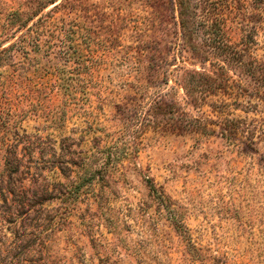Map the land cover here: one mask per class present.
<instances>
[{"label":"rangeland","instance_id":"1","mask_svg":"<svg viewBox=\"0 0 264 264\" xmlns=\"http://www.w3.org/2000/svg\"><path fill=\"white\" fill-rule=\"evenodd\" d=\"M39 5L0 0V33ZM178 21L174 0H57L0 38L8 262L264 264V75L204 61Z\"/></svg>","mask_w":264,"mask_h":264},{"label":"trees","instance_id":"2","mask_svg":"<svg viewBox=\"0 0 264 264\" xmlns=\"http://www.w3.org/2000/svg\"><path fill=\"white\" fill-rule=\"evenodd\" d=\"M38 1L40 5L34 11L15 10L10 13L8 24L3 30L4 33H0V38L4 34H8L7 31L14 25L31 30L33 26H30V23L40 16L47 5L56 3L57 0ZM254 2L264 3V0H254ZM174 6L178 13V25L185 45L192 49L201 47L204 51L210 50L202 56L204 61L214 63L222 69L227 66H234L248 75H264V61L259 62L252 53L258 27L244 25L234 19V14L237 11L244 10V0H174ZM40 19L41 17L38 18V21ZM35 24L36 22L33 25ZM14 45L16 44H12L11 47L5 48L3 51L10 50ZM205 78L206 83L215 81L209 75ZM4 124L5 119L1 125ZM224 130H231V127H225ZM1 140L2 138H0V144L3 142ZM13 161L18 164L20 160L16 158ZM79 190L80 187H76L70 191V194H79ZM48 227L49 224L46 225L47 229ZM14 235V237H18L19 232L14 233ZM9 256L11 255L0 254V264H12L8 262ZM17 260L22 263L24 259L19 256L15 261Z\"/></svg>","mask_w":264,"mask_h":264}]
</instances>
